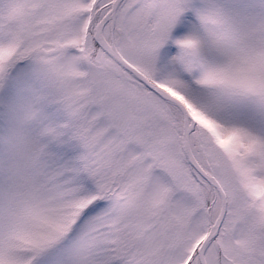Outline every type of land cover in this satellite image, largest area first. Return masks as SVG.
<instances>
[{"label": "snow or ice", "instance_id": "snow-or-ice-1", "mask_svg": "<svg viewBox=\"0 0 264 264\" xmlns=\"http://www.w3.org/2000/svg\"><path fill=\"white\" fill-rule=\"evenodd\" d=\"M0 264H264V0H0Z\"/></svg>", "mask_w": 264, "mask_h": 264}]
</instances>
